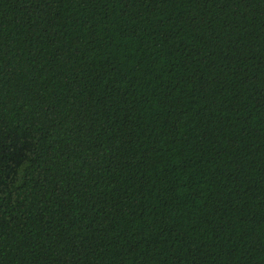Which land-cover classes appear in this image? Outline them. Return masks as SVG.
Masks as SVG:
<instances>
[{
	"label": "trees",
	"instance_id": "1",
	"mask_svg": "<svg viewBox=\"0 0 264 264\" xmlns=\"http://www.w3.org/2000/svg\"><path fill=\"white\" fill-rule=\"evenodd\" d=\"M0 264H264V0H0Z\"/></svg>",
	"mask_w": 264,
	"mask_h": 264
}]
</instances>
